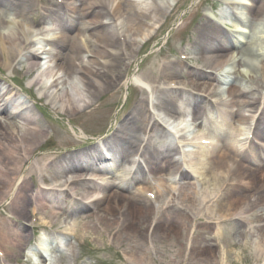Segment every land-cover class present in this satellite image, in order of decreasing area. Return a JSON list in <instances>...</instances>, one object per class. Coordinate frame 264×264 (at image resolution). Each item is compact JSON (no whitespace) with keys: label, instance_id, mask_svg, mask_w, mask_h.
Wrapping results in <instances>:
<instances>
[{"label":"bare ground","instance_id":"bare-ground-1","mask_svg":"<svg viewBox=\"0 0 264 264\" xmlns=\"http://www.w3.org/2000/svg\"><path fill=\"white\" fill-rule=\"evenodd\" d=\"M115 1L116 0H87L86 4L79 8L78 18L74 17L72 19V23L78 24L76 28L79 31L86 32L89 37H92L95 40L99 41L101 44H103L105 47L104 51H99L96 48H94L90 43H86V42L84 46H82L77 41L70 38V30H69L70 28L64 27L62 22L60 20L58 21V18H60L59 15L55 19H53L54 17H52L51 25L53 23L55 25L56 30L64 34V39H62L58 43L47 45L48 51L46 52L45 55H46L48 62H52L53 65L49 71L42 74V76L39 75L40 77L46 80V82L42 83L41 89H47L46 98L50 100L51 105H54V106L57 105L58 108H61L62 106L58 105L59 101L63 102L65 106V102L67 98V99H71V101L74 102L75 104V105L73 104V107L77 108V105L81 103H85L88 96H91L93 95V93H95L93 92L94 88L95 89L101 88V86L95 81H92L91 83H89L87 80H85L81 76V74L76 70V68H74L71 65L72 60H76L82 64L85 70L96 71L95 66H97L98 62L93 60L91 57L92 54H90V52L92 51V49H93V52H96L97 54H99V58H100L99 62L101 61V59H104V56L106 54L112 53L113 47H115L113 46L114 42L112 39V29L111 27L101 28L99 26V23H100L99 21L101 20L102 16L98 10L99 9L105 10L101 6H104L106 8V6H109L111 4L110 12H111V15L117 16L115 18L116 21L118 19H122L124 14H127L128 16L127 26L129 29H131L135 33V35H137L138 41L140 42L143 37H145L147 34L150 33L151 30H153L155 24L158 21H160V18H163V16L159 18L157 14H153V12H151L150 4L155 3L157 6V7L155 6L156 9H158V7L161 4L166 3L167 6L170 5L168 0L166 1L163 0L165 2H160V0H158L159 2L156 0H150V2H147L146 0H118L120 2L118 4H115ZM249 1L251 2L255 1V3L258 2L257 3L258 11L255 12L256 15H258L260 11L264 12V8H263L264 1H260V0H249ZM162 10H163V7H162ZM106 12L110 14V12L108 11ZM109 21H112V19L109 18ZM248 25L251 29L253 28V24L250 23ZM0 29L2 30L0 31V39L2 40V42H0V51L2 53L4 48L8 47L9 49L8 54L10 55V58L15 57V56L18 58V53L20 50L21 42L25 41V42L32 43L33 41H36L39 43L41 41L40 36L38 35L27 36L21 30L20 27L15 26L9 21L5 22L1 16H0ZM221 34H222V31L217 26L212 25L210 21H206L199 30V38L193 43V46H195L196 49L201 50L200 51L201 55L205 54L207 56L206 59L212 63L211 69L200 73L201 75L199 76L200 79L198 81H202L201 83H196L193 76L190 73L183 72L182 68H180L179 65L177 64H175L169 69L159 68V70H160L161 75L177 76L176 78H187L185 80L188 83V86L193 88L194 93H191L188 96L190 105L194 108L193 112L191 113L193 117V121L199 124L203 123L202 130L204 134L206 135V137L214 140V145L211 147H205L201 152L193 153L192 157L197 158V159L202 158L203 163L205 161L207 162L216 161L217 162L216 170L214 169L212 173L214 175V180L219 185H217L214 188L213 191L215 194L213 195V197L216 198L217 194L220 193V196L218 199H220L221 202H224L225 204L224 206L229 207V206L237 205L235 207H238L240 206L242 201L252 198L253 196L250 195V193L245 194L242 191H238V190L233 191L232 194L229 193V187L227 183L231 180L227 178V172L222 167V163H224V160L226 159L225 157L226 155L236 156L240 162V167L238 170H243L246 174L249 175V179L251 180V184L249 185V187L252 188V191L253 192L256 191L257 192L256 194L264 193V176L255 174L251 166V163H254V162L257 163V162H261L262 160H264V151L260 148H257L251 145L252 147H250V151L252 155L250 158V162H248L249 159L247 157H242L240 159L241 155L244 153L242 152V147L238 142L239 138L245 134L243 132L246 129V122H247L248 117L249 116L252 117L253 116L252 114L255 113V110L258 109V107H261L262 103H264V95L261 94V96H259L256 99L253 97H249V96L246 97V95H242L239 98H237V100H233L230 103V105H227L224 101L223 105H221L222 110H224L223 107H225V109L228 107V110L231 107L232 108L240 107V111H238L237 113L233 112L231 114L228 111H224L219 116L217 114L218 124L226 127L227 132L219 129L217 126L212 125L211 121L207 119L206 115L200 111V103L202 100L204 102V100H206L210 95H212L214 88L216 87V85H218V83H220V77H218L213 72V70H217L218 68L225 66V64H227V61L231 63L233 67H237L238 65L241 66V60L244 58L251 59L253 57L255 59L257 58L256 60L258 61L260 60L261 62L264 63V53L261 50L254 49L251 46L246 47L244 41L238 42V41L233 40V41L227 42L226 44L219 43L218 41L214 42V40L217 39L218 36ZM245 38L247 37H244L243 40ZM85 48H87V50ZM232 49L236 50L238 52L237 54L241 56L240 60L239 59L235 60L234 58L230 57L229 53L232 51ZM27 51L28 50H24L23 55L19 57H21V60L23 62L29 65L30 64L29 62H32L34 58H29ZM217 52L224 54V56L216 55L218 54ZM114 59L118 61V63L117 61H112L115 68H119V65L126 67V65H123L120 63L119 56L115 57ZM109 62L110 61L106 62V64H108ZM3 63L4 65L7 66L9 62L8 60H3ZM109 65L112 66V64H109ZM248 72L256 75L254 79L256 81V85H255L256 88L259 86H264V75L257 73V71H255L253 68H248ZM226 77L227 78L224 81L227 85V91H226L227 94L228 93L241 94L242 92H245V91H241L243 89H241L238 85L234 84V80L228 78V75H226ZM69 80L74 82V85L72 86V88L68 85ZM127 80L143 81V79L141 80L140 78L134 75H131V77ZM36 82L38 81L36 80ZM79 87L83 89L82 95L78 94ZM5 95H7V89L0 87V106H1V103L6 100L8 102H12V99ZM18 101L19 99L16 98V101H15L16 104L14 105H18ZM159 102H160L161 110L163 112L165 110L168 113L170 111V112H174V114H180L181 111L179 107L175 106V103L171 100V98L168 97L167 94H162V98L159 99ZM241 106H245V108L241 109ZM136 112H137V118L132 121L131 120L128 121L129 122L128 126L132 134L135 137L140 127H142V130H143L142 132L144 134V130H145L144 127L147 125V120L144 116V111L141 108H138ZM31 117L29 116L28 125L32 129H30L29 127L23 129L25 143L26 142L31 143L32 140H34V137H35L34 135L36 133L41 132L39 127L37 126L36 119L34 117L32 118ZM233 121L236 122L235 127L232 126L234 125ZM6 127L12 128L14 130L13 128L14 126L11 124ZM150 127H152L153 133L155 137L159 139V144H160L158 148L157 157L155 159L147 155V160L150 166L152 167V169L156 170L159 173L165 172L167 173L169 177L174 176V175L187 177L184 173L179 175L178 170L175 166L176 165L175 162L172 161L171 159H166L167 157L165 156V153H168L171 150L175 149V147L171 144V142L170 144L168 143L170 138L163 133L160 127L156 128L155 124H151ZM228 128L230 131L228 130ZM15 131H18V130L15 129ZM255 131L259 137L264 139V133L262 134V132L258 131L257 127ZM3 132H4L3 127L0 125V137H2L3 135L7 137L8 135L6 133L4 134ZM221 135H225L228 137L224 138ZM136 141H137V137L131 139L128 143H123V142L118 143L117 142V145L120 148L119 154L117 155V159L119 161L115 160L114 167L116 168L115 170L113 169L114 171L120 172L121 171V169H119L120 166H125L129 164L127 163V161L130 156V152ZM31 146L33 145H30L29 147L28 146L27 147L30 149ZM1 148L3 152L5 153V155L7 157L9 156L11 159L12 157L16 158L18 156L16 142L13 144L11 142L9 146L5 148L2 146ZM29 158L30 156L28 157V159ZM83 161L92 162V163H95L96 165L98 163V160L92 155L91 151H89L86 154H80V155L69 154L63 158V160L61 161V163L57 165V167L56 166L54 167L55 172L61 171L62 173L65 169L78 168L80 167ZM203 163H201L200 161L199 164L194 163V165L195 166L201 165L202 166L201 171H202V169L204 168ZM187 165L189 166L190 169L194 168V165L190 162ZM98 166L99 167L97 168V170L102 173L104 172L111 173L112 171L100 165ZM31 171H33V169ZM198 175L201 176L199 169H198ZM12 179L13 177H8L7 186H4V182H2V185L0 186V190L2 188H5L7 189L6 193H10L9 191H11L12 188L16 186L15 182L12 181ZM166 184L168 183L163 182L161 180L159 185H161L162 188L161 190L157 189V198L163 201V203L161 202V213L163 209L165 212L164 214L166 216L164 217L163 220H161V217H160L159 221H165L166 223L169 222L171 224V226L168 225V227L171 229L169 230L171 232H174L175 235L177 234L179 237L181 231H184V232L186 231L187 224L184 222V220L176 218V217L168 218L169 215H167L168 213L166 212V210L169 207L168 206L169 199H172L170 191L174 190L176 187L175 188L172 187L171 184H169L170 186H167ZM84 185L85 187L83 188V193H85L86 190L95 191L91 193V197L95 194L104 193L107 195L109 199H111V201L115 199V194L111 192V187L113 185L108 186L106 183H98L96 181H89V182H86ZM115 186H122V184L118 183ZM100 189H102L103 191L99 192ZM177 190L179 192V195L183 199H193V196H192L193 194L190 193L189 190L187 191L184 185L177 186ZM25 192L26 191H23L21 195L17 193V195L18 194L19 195L16 197L14 202H20V201L22 202V200H24L23 202L27 203L29 199L34 198V199H37L39 202L43 203L45 200V196H51L53 198H56L57 203H59L58 198L60 197L61 194H63V192H52V193H47L46 195H43L42 193L35 192V195H33L32 193L29 197H27L25 195ZM207 197H208L207 193L205 192V198ZM96 204L97 203H94L92 206L85 204L84 206H82V208L85 210H89V209L95 208ZM257 205L264 206V196L261 198H257ZM97 210L102 212L103 214L102 219L109 229L114 228L116 226L115 223L109 222L108 217L110 216L109 215L110 210L107 205L101 204L99 209L97 208ZM127 212L128 214L133 212V215H134L133 224H139L140 223L139 219H143V218L145 219L146 217L149 216L150 207L145 201L139 198H136L133 204L131 203L130 206L127 208ZM125 214L126 213H124L123 211L121 212V215L124 216ZM263 220L264 218H262V221ZM112 224H115V226H113ZM128 226L134 227V225L132 224H128ZM259 229L260 230L258 231V233L260 234L262 238L261 239L259 238V240L256 241L257 243L256 247L259 248L261 251H264V237H263L264 236V225L262 227H259ZM220 230L221 228L219 226L215 233L217 237H219ZM143 232L144 231H142V233ZM196 237H200V233H198ZM12 244H13V241H11L9 239V236H7L6 245H12Z\"/></svg>","mask_w":264,"mask_h":264},{"label":"rangeland","instance_id":"rangeland-1","mask_svg":"<svg viewBox=\"0 0 264 264\" xmlns=\"http://www.w3.org/2000/svg\"><path fill=\"white\" fill-rule=\"evenodd\" d=\"M190 1H192V0H184L180 9L185 7ZM194 1H195V4H197L199 0H194ZM203 7H204V4L202 5L201 8H203ZM197 8H200V7H197ZM201 8H200V10H201ZM193 11L194 10H192V12ZM196 12H198V11L196 10ZM178 14H179V12H177V15ZM190 16H191V14H190ZM176 18L177 17L172 18L173 23L176 22ZM195 20H197L196 13L193 12V16H192V18H190V23L186 26V29H185L186 33H187V30L189 29L190 25L192 23H194ZM186 33H184L183 35H180L182 37V40L174 39L172 41V44L168 45L169 53H170V51H172V56H174L181 49H184V38H185L184 35ZM254 35L256 38H259L260 37L259 31L254 32ZM186 50L187 51L189 50L188 46H186ZM0 58H1V56H0ZM146 68L147 69H152V68L155 69L156 66L153 62H149L146 65ZM232 71H233V69H232ZM232 71L229 72V76L231 78H233L237 84L246 86L248 88H252L254 81H250L251 76L239 78L238 77L239 75L237 74V72L232 74ZM143 73L147 74V72H145V71H143L141 74L143 75ZM148 77L150 80H153V78H150V76H148ZM252 77H256V75H252ZM255 89H256V93H255V91L252 93L254 95H257L261 90H258L257 88H255ZM218 91L220 92V90H218ZM221 91H222V89H221ZM109 99H111V97L104 96L103 98H99L97 95H95L93 97V99H91L89 101L91 103V105L89 106L90 108H88V110H89L88 112L92 116L91 115L90 116L84 115L81 118H82V120L86 119V120H84L86 122L95 121V123L92 124L91 126H88V124L86 123L87 129L92 130V129L97 128L99 126V123H101V120L103 119L102 117L104 116V114H100V112L101 111L103 112V110L106 108V106L109 102ZM216 99H218V97H216ZM50 124H53V125L56 124V125H60L62 127L60 122L55 121V120L51 121ZM8 132L10 133V131H8ZM54 132H55L54 133L55 135L52 138V144L46 145L45 147H47V148L44 147L47 150L48 149L59 150V148L63 147L62 146L63 141L60 142V139H62V138H61V135L58 134L59 131L55 130ZM57 135H58V137H56ZM7 139L8 138H6V140ZM3 140H5V139H3ZM6 142H4V143L6 144ZM72 144H75V141H73V143L71 142V145ZM54 145H56V148H53ZM46 153L49 156L53 152L48 151ZM0 157H1V163H0V168H1L3 166V160H2L3 154H1V152H0ZM9 167H11V165ZM7 175H8V172H7ZM2 181H4V180H2V178L0 177V186L2 185ZM36 182H37V180L35 178H32L31 179V186L35 187ZM256 212L261 214L263 212V210L261 208H256ZM148 220H149V216L146 217V219H144V224H143L144 226L147 224ZM260 224L262 225L263 222H261ZM118 228H120V227H118ZM257 228L258 227H256L255 230ZM90 229H91V233H92L93 238L88 243H85V245L82 246L79 250L77 249V252L73 256L74 259H72L70 257V254H71V249H70L65 253L64 259L60 260L59 256H55L53 259L54 263L55 264H122L120 262V260L118 259L116 251L120 250V251L124 252L125 254L130 255L131 250L128 248V246L126 244L125 237L121 233H118L117 229H113L110 232V234L106 233L104 231L103 227H102V231L98 230L97 228H93L92 226L90 227ZM164 231L168 232L167 228H164ZM222 231L224 234L221 237L220 247H218V248L216 247L213 250V255L218 257V258H221L222 255H224L226 258V264H244L241 261L237 260L239 257L238 254H242L243 256H244L245 252H249V254H250V251L252 250L251 242L253 241V238H251L250 236L247 237V240L245 241V243H247L246 248L242 247L240 249H234L232 247V242H238V240L242 239V237L238 236L239 233L235 232L234 230H232V232H229V228H226L225 225L223 226ZM181 236H183V231H182ZM118 239H120V240H118ZM24 243H26V246L29 247V243H28L27 239L24 241ZM180 243H182V240L180 241ZM167 247L168 248H165L164 246L157 247L155 250L160 252V253L167 252L168 257L171 258V255L174 254V251L177 250V246L175 244L171 248H169V246H167ZM166 249H168V250H166ZM90 250H93V251H90ZM132 251H134V250H132Z\"/></svg>","mask_w":264,"mask_h":264}]
</instances>
